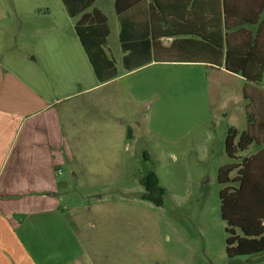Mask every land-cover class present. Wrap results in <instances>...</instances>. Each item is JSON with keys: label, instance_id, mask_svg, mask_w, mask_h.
<instances>
[{"label": "crops", "instance_id": "obj_1", "mask_svg": "<svg viewBox=\"0 0 264 264\" xmlns=\"http://www.w3.org/2000/svg\"><path fill=\"white\" fill-rule=\"evenodd\" d=\"M69 2L76 10L86 0ZM234 2L245 18L242 36L249 37L250 45L254 37L258 38V49L249 62L255 69V61L264 63V0ZM161 4L163 14L157 7L152 13L155 0H94L72 15L65 0H0V264L47 263L45 248L56 245L58 227L68 229L61 212L64 199L57 196L62 186L57 176L61 173L60 163L71 150L120 144L140 128V124L128 122L122 126L121 120L117 122L119 114H115L116 110L108 113L105 95L93 90L160 65L209 71L208 100L212 86L234 81L238 94L226 100L230 105L227 112L234 121L237 117L245 119L250 109L245 91L256 86V93L264 95V70L255 85L241 74L227 71L223 64L216 65L218 53L212 39H217V31L212 23L217 19L219 0H161ZM94 7L107 15L110 34L109 14L118 20V42L122 29L119 9L127 22L124 37L128 39H152L154 27L156 36L167 29L177 33L161 36L152 51V60L132 70L123 66L120 42L121 67L109 52V34L103 48L118 73L99 82L75 28L81 14ZM169 48L171 53L166 51ZM88 90L92 93L85 92ZM121 91L120 87L110 95L120 96ZM240 96L244 102L237 109L230 103L240 100ZM233 125L229 127L236 128ZM245 127L246 121L242 129H236L242 131ZM254 152L255 149L241 156ZM25 216L33 224L37 222L34 230H52L51 240L38 242L26 229ZM47 218L53 222L48 223ZM251 256L254 258L250 264H264V254Z\"/></svg>", "mask_w": 264, "mask_h": 264}, {"label": "rangeland", "instance_id": "obj_2", "mask_svg": "<svg viewBox=\"0 0 264 264\" xmlns=\"http://www.w3.org/2000/svg\"><path fill=\"white\" fill-rule=\"evenodd\" d=\"M109 15L107 47L121 67L119 22ZM208 73L156 65L92 91L105 95L108 113L116 110L122 126L140 128L120 144L73 149L63 158L57 196L64 199L68 229L58 227L57 243L45 248L43 264L252 262L254 256L226 257L216 178L218 168L230 162L224 150L227 128L234 124L240 130L245 123L242 117L234 121L226 108L239 87L234 81L212 86L208 100ZM120 87V96L110 95ZM238 99L230 104L240 109L244 101ZM35 224L25 216L26 229L38 242L51 240L53 231L34 230Z\"/></svg>", "mask_w": 264, "mask_h": 264}, {"label": "trees", "instance_id": "obj_3", "mask_svg": "<svg viewBox=\"0 0 264 264\" xmlns=\"http://www.w3.org/2000/svg\"><path fill=\"white\" fill-rule=\"evenodd\" d=\"M93 1L86 0L82 8L73 10L69 0H65L72 15L82 11ZM155 1L156 6H151L152 13L157 7V11L163 14L161 0ZM118 13L122 24L119 34L120 46L124 53L122 63L127 70L150 62L157 40L161 36H167L166 34L177 33V30L167 29L156 36L154 27L152 39H128L124 37L127 22L120 9ZM216 14L217 19H213L212 23L217 31V39H212L218 53L216 65L223 64L227 71L241 74L248 82L257 85L261 80L264 63L255 61L258 65L255 69L250 65V60L254 58L252 53L258 49V38L254 37L250 45L249 37L242 36L245 18L241 7L238 8L234 0H219ZM75 28L97 80L105 82L117 76L114 61L108 58L103 48L110 34L107 15L94 7L81 14L76 20ZM171 50L166 49L168 53H171ZM256 90V86H251L249 91L244 93L250 103V109L245 113L246 127L242 131L232 126L227 128L224 150L230 162L217 170V182L221 185L220 216L224 221L226 234L225 254L229 259L264 254V95L262 96V92L256 93ZM251 145L254 146L255 152L239 160L240 154L247 151Z\"/></svg>", "mask_w": 264, "mask_h": 264}]
</instances>
